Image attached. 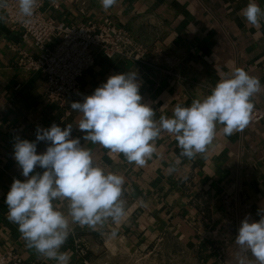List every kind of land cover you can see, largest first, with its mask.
<instances>
[{
	"label": "crops",
	"instance_id": "1",
	"mask_svg": "<svg viewBox=\"0 0 264 264\" xmlns=\"http://www.w3.org/2000/svg\"><path fill=\"white\" fill-rule=\"evenodd\" d=\"M255 2L264 9V0ZM248 3L118 0L105 10L100 0H44L45 15L55 21L79 25L109 17L150 50L146 64L97 52L94 65L80 78V93L69 97L64 109L44 100L41 72L16 65L19 51H36L0 14V251L16 246L23 264H56L26 247L18 225L8 219L5 199L14 179H26L14 159L15 140L36 141L37 127L55 123L63 129L71 123V136L93 150L96 162L125 177L127 218L96 231L71 225L61 248L70 264H234L241 221L246 216L258 221L264 210V118L251 120L230 137L218 127L207 152L194 160L180 157L178 142L165 133L156 141L157 153L138 167L122 154L109 155L102 146L85 142L76 127L79 114L70 105L82 102L111 75L128 71L138 73L142 102L153 108L157 120L171 117L176 104L190 106L209 95L221 76L237 67L264 86V19L259 27L248 24L242 16ZM253 103L264 107V88ZM47 146L37 142V154ZM170 167L176 171L169 172ZM75 238L82 240L85 257L75 252Z\"/></svg>",
	"mask_w": 264,
	"mask_h": 264
},
{
	"label": "clouds",
	"instance_id": "2",
	"mask_svg": "<svg viewBox=\"0 0 264 264\" xmlns=\"http://www.w3.org/2000/svg\"><path fill=\"white\" fill-rule=\"evenodd\" d=\"M100 2L107 10L118 0ZM17 4L19 15L28 19L39 0H17ZM242 16L259 27L264 9L249 0ZM140 87L136 71L114 74L82 102L70 105L79 114L76 127L85 142L102 146L109 155L122 154L138 167L157 153L156 141L165 133L178 142L180 157L194 160L207 152L218 127L226 137L242 132L252 120L253 97L264 88L259 78L237 67L221 76L209 95L190 106L176 104L171 117L161 115L157 120L153 108L142 102ZM72 131L71 123L63 129L53 123L50 128L37 127L36 141L15 140L14 159L26 179H14L5 199L8 219L18 225L26 247L56 264H70L69 253L61 248L73 231L71 225L96 231L127 218L125 177L98 164L93 150L82 146L80 137L73 138ZM41 141L48 146L37 154ZM258 215V221L250 216L241 221L234 264H264V210Z\"/></svg>",
	"mask_w": 264,
	"mask_h": 264
},
{
	"label": "built area",
	"instance_id": "3",
	"mask_svg": "<svg viewBox=\"0 0 264 264\" xmlns=\"http://www.w3.org/2000/svg\"><path fill=\"white\" fill-rule=\"evenodd\" d=\"M0 7L5 22L18 30L23 41H31L36 54L19 51L16 65L29 72H41L45 79L44 100L64 109L67 99L80 93V78L95 63L97 52L106 57L115 55L140 64L149 61L148 46L138 42L127 30L117 26L109 17L99 22L88 20L74 25L55 21L45 15L44 0L31 18L18 13L17 0H3ZM53 7L57 4L53 3ZM53 44V45H52ZM264 118V107H254L252 121ZM75 252L85 257L86 248L80 238L74 240ZM0 264H23L16 246L0 251ZM83 264H87L84 260Z\"/></svg>",
	"mask_w": 264,
	"mask_h": 264
}]
</instances>
